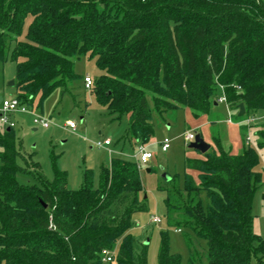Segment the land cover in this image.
Listing matches in <instances>:
<instances>
[{"label":"trees","instance_id":"16d2710c","mask_svg":"<svg viewBox=\"0 0 264 264\" xmlns=\"http://www.w3.org/2000/svg\"><path fill=\"white\" fill-rule=\"evenodd\" d=\"M82 54L100 70L90 88L97 102L117 118L128 115L124 140L147 142L153 112L207 113L219 89L238 121L264 110V0H0V62H15L20 103L41 106L66 89L78 77L72 58ZM1 126L0 263L147 264L146 244L136 249L130 233L133 214L146 209L137 162L112 158L96 183L86 169L71 189L53 152L48 180L17 148L14 127ZM253 136L255 146L243 144L239 153L215 138L206 152L185 157L183 186L178 174L158 186L168 226L205 239L207 264H264L251 211L264 120ZM19 172L34 182L19 183ZM185 240L187 264H198L203 255ZM157 262L182 264L166 232Z\"/></svg>","mask_w":264,"mask_h":264},{"label":"rangeland","instance_id":"374dc122","mask_svg":"<svg viewBox=\"0 0 264 264\" xmlns=\"http://www.w3.org/2000/svg\"><path fill=\"white\" fill-rule=\"evenodd\" d=\"M29 21L28 17L25 28ZM72 61L73 71L78 77L67 83L66 89L62 91L61 88H56L41 106H37L35 102L33 106L28 107V112H15L10 115L16 122L14 132L17 148L26 153V157L32 155V160L39 163V169L48 180L53 178L50 160V154L53 152L57 156L58 167L67 171L68 187L76 189L81 185L86 169L93 172V180L96 183L102 165H110L112 158L138 163L140 146H145L153 156L145 165L139 167L145 189L143 196L146 209L135 212L132 217L133 227L130 233L136 249L140 244H146L147 264H158L161 233L166 232L170 251L178 253L182 264H187L189 252L185 238L190 237L195 248L203 255L198 264H207L205 239L195 237L193 232L185 227L178 231L175 226H168L165 195L158 186L167 184L165 174H178L180 185L183 186L185 157L198 155L197 151L189 148V143L185 142L188 130L195 131L210 146H214V139L218 138L224 150L239 153L243 144L255 146L254 126L264 120V110L253 112V118L243 121L237 120V111L230 108L225 101L214 102L207 113L198 116L187 107L165 111L161 115L153 112L151 121L154 132L147 142L124 140L128 115L117 118L107 107L99 104L91 90L84 86V76L88 75L94 79L100 74L95 60L82 54L74 56ZM14 79L15 62L10 58L4 63L0 62V96L10 98L16 95L15 88L9 84ZM217 94L219 98L222 91L219 89ZM149 104L152 107L151 100ZM34 117L44 118L48 126L34 124ZM69 120L76 123L75 130L67 125ZM241 126H245L246 130L242 131ZM105 139H109L111 143L107 147L95 145L97 141L102 142ZM165 139L169 141V148L164 152L161 150V142ZM258 153L260 160L256 170L261 173V181L252 196V232L259 235L264 244V148L258 149ZM18 164L25 165L20 158ZM148 168L150 171H147ZM17 180L22 184L34 182L33 177L25 172H19ZM152 216L160 217L161 221L152 222Z\"/></svg>","mask_w":264,"mask_h":264},{"label":"built area","instance_id":"2783aa9c","mask_svg":"<svg viewBox=\"0 0 264 264\" xmlns=\"http://www.w3.org/2000/svg\"><path fill=\"white\" fill-rule=\"evenodd\" d=\"M84 81V86L87 89H90L93 83V79L86 75L83 78ZM220 101H225V98L221 95L218 99V102ZM28 106L24 103H20V101L15 97H10V98H4L2 97V99L0 100V123L3 124L4 126L7 127H15L16 122L14 120L11 119V114L15 113V112H28ZM251 119V118H249ZM246 119V120H249ZM33 123L34 124H39L43 127H47L48 123L47 121L42 118V117H34L33 118ZM67 125L72 129L75 130L76 128V123L74 121H67ZM196 136V132L193 130H188L185 134V142L186 144L190 143V141H193L194 138ZM95 145L97 147H107L108 145H110V140L109 139H105L102 142L101 141H97L95 143ZM169 148V141L168 139H165L163 142H161V150L162 151H166ZM152 153L147 151L145 146H140L139 149V159H138V167H140L141 165H145L149 159L152 158ZM151 221L154 223H159L161 221V218L158 216H152ZM179 231V230H178ZM112 259V254H109L108 252H106L105 257L103 258L104 261H111Z\"/></svg>","mask_w":264,"mask_h":264},{"label":"water","instance_id":"95a60500","mask_svg":"<svg viewBox=\"0 0 264 264\" xmlns=\"http://www.w3.org/2000/svg\"><path fill=\"white\" fill-rule=\"evenodd\" d=\"M9 84L11 86H13L14 84V81H11L9 82ZM2 99V96H0V100ZM238 108H239V111H238V114H242L243 111H244V104L243 103H239L238 104ZM7 129H9V127H7ZM188 147L189 148H192V149H195V150H198L200 151L201 153H204L206 152L209 148H210V144H208L207 142H205L201 136L199 134H196L195 138L193 141H191L189 144H188ZM164 177L166 179H169V176L167 174L164 175Z\"/></svg>","mask_w":264,"mask_h":264},{"label":"crops","instance_id":"0c3cea01","mask_svg":"<svg viewBox=\"0 0 264 264\" xmlns=\"http://www.w3.org/2000/svg\"><path fill=\"white\" fill-rule=\"evenodd\" d=\"M111 144V143H110ZM147 171H150V169L148 168Z\"/></svg>","mask_w":264,"mask_h":264}]
</instances>
